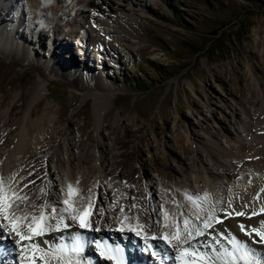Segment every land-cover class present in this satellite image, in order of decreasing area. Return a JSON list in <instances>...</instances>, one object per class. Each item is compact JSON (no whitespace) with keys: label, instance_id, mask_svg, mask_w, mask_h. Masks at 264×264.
Instances as JSON below:
<instances>
[{"label":"rangeland","instance_id":"1","mask_svg":"<svg viewBox=\"0 0 264 264\" xmlns=\"http://www.w3.org/2000/svg\"><path fill=\"white\" fill-rule=\"evenodd\" d=\"M94 2V6L87 7L83 0H54L51 5L58 8L59 14L51 17L47 6L39 0L34 5L27 0H10L9 10L20 18L22 25H15L8 18L2 21L3 27L11 25L12 35L7 40L19 54H8L0 46V100L4 99L0 113L13 103L16 111H21L20 115L12 116L15 119L26 114L30 106L37 115L46 113L49 130L70 128L76 147L72 156L79 160L91 157L88 148L91 136H104L96 139L97 153H103L96 161L100 164L104 158L110 167L105 175H99L101 181L98 172L90 175L85 195L93 198V207L102 221L105 216L109 219L115 216L121 222L132 220L134 226L140 225L148 232L149 199L158 213L176 202V187L182 179L174 168L183 163L192 169L194 161V167L198 164L200 168L214 169L206 153L197 156L193 145L203 149L216 142L217 147L226 148L244 135L246 118L254 111L264 110V0H142L148 6L146 11L138 0ZM21 9L25 11L22 16ZM65 12L71 16L69 22L65 21ZM0 14L4 12L0 10ZM103 18L119 20L135 36L116 29L114 58L103 57L95 41L108 46L114 40L98 31L97 20ZM51 27L60 30L51 32ZM73 28L85 30L88 51L85 47L68 50L70 47L66 45L75 40L70 33ZM76 41L81 46V41ZM58 46L62 48V59L57 54ZM71 52L76 55V66L64 63ZM83 62L88 64L91 76H104L103 83L108 87L106 106L100 113L93 110L95 94L101 92L95 88V81L89 80L88 86L77 81L80 76L77 66L84 69ZM53 64L67 67V75L54 73ZM25 77L38 82L40 95L20 107L21 101L17 100L26 88L20 82ZM114 138L120 142L113 144ZM104 145L111 151H105ZM39 163L52 174L48 190L60 189L52 163L46 160ZM166 175L171 176L167 183L169 195L160 186ZM255 179H264V174ZM145 184L150 189L148 193ZM39 189L45 198L46 192ZM138 196L143 197L144 204L131 214L130 208L137 205ZM119 205L123 206L120 211ZM109 207L112 214L108 213ZM72 237L70 233L62 240ZM100 239L103 240H96L91 234L85 242L101 260ZM105 240L109 243V238ZM110 241L121 246L127 243V238L112 234ZM130 241L141 239L133 233ZM163 248L158 251L161 258L150 255L148 259L144 252L140 256L154 264H172L170 259L163 258L167 252ZM1 249L12 252L4 241L0 242ZM3 257L1 254L2 261H12ZM104 263L114 264L111 260Z\"/></svg>","mask_w":264,"mask_h":264},{"label":"bare ground","instance_id":"2","mask_svg":"<svg viewBox=\"0 0 264 264\" xmlns=\"http://www.w3.org/2000/svg\"><path fill=\"white\" fill-rule=\"evenodd\" d=\"M27 1L33 4L38 0ZM39 1L43 2L47 6L46 11L49 16H58V8H55L51 5L54 0ZM83 1L87 7H91L92 5L94 6L95 4L94 0ZM10 4V0H0V10L4 12V15L0 14V46L2 45L3 48H5V51H8V54H10V52H14L18 55L19 50L13 51L11 42L7 40L8 35H12V32L10 31L11 25H9V28L2 26L4 25L2 21L6 18H8L10 22H13L15 25L16 23L18 26L22 25L20 18H18L16 14H13L12 10H9ZM138 4L143 8V10H148V6L146 3L142 2V0H138ZM66 10L68 9H65L64 11ZM19 13L21 16L24 15V9L19 10ZM12 18H14L13 20L15 21H12ZM64 18L67 22L71 20V16L67 14V12H65ZM97 21L98 23H96V25L98 31L102 34L104 33V36L107 35V37H110V39L115 38V35L117 34V28L121 31L128 32L132 38L135 37L130 31H128V27L123 25L119 20L115 19V21H112L110 19L103 18L102 21ZM108 29L112 30L108 31ZM49 30L51 32H57L60 30V28L58 29L56 27H51ZM70 33L72 36H74L75 40L71 42L68 41L70 42V45L66 46L70 47H67L68 50L70 49L69 51H71L73 47L76 50L83 49V47H85L86 51L89 50L84 29L73 28L71 29ZM77 39L81 41V46H79L77 43ZM95 41L99 43L98 50L101 51V55L103 57L114 58V48L112 47H114V43H118L117 39L111 40V44L108 46H105L98 40ZM61 51V46H58L57 54L62 59ZM20 54L21 56H24L22 53ZM69 55L70 56L67 61L63 60L65 65L67 64L70 66H76V55H74L72 52ZM93 58L95 61H99L100 59L96 56H93ZM80 61L82 62L83 60ZM83 63L84 69H81L77 66L78 71H80V76H78L79 78H77V81L84 86L88 84L89 80L95 81V88L101 92L95 94L93 99V110L95 114L100 113L106 106V92L108 91V87L103 83L102 78L104 76L102 78L91 76L90 72L87 70V67H89L88 64L85 62ZM101 64L104 67V60H101ZM51 70L54 73L60 75H67L68 73L67 67L63 68L62 66L60 67L56 64L51 66ZM104 75L108 78V74L104 73ZM20 84L22 87L27 88L26 91V88H23V93L17 100L21 101L20 107H23L27 105L26 103L34 102L36 99H38L40 95V87L38 82L32 81L30 77H25L22 79ZM3 103L4 99L0 100V108L3 106ZM20 113L21 111H16L15 103H13L8 110L0 113V178L3 179L8 193L15 191L19 196L27 197V200L20 202L18 208L15 206L14 199L9 207V215L12 219L17 220L18 230H20L23 235H30L28 226L32 225L33 227H36L38 224L42 223L45 228V235L42 237L34 236L32 241H22L21 244H16L15 242L19 239V237L16 236L15 232L12 231L9 221L4 220L3 215L0 214V227H3L4 229L3 233H0V242H6L9 246V250L11 249L12 251H0V264H20L22 259V248L23 253L26 254L23 258L31 259L32 257L30 248L32 244L38 245L43 252L50 251L53 246H70V243L73 244V237L69 240L65 239V241H62V237L76 232L81 234L80 243L83 247V251L78 254V257L81 261L83 259H86L87 261H83V264H105L104 259L111 260L105 255H101L103 260H100L98 256L96 257V254L94 255L92 247H88V245H86L85 240L86 238L90 237L91 234H93V236L97 239L109 238L110 246H114L113 242L110 241V235L115 234L116 236V234H123L124 237L127 238V243L121 245L122 249L124 250L123 257L125 264H152L148 260L150 259V256L147 260L139 257L138 252L140 253V250L138 249V245H141L143 248V244L142 241H137L134 243L130 241V236L133 233L128 231L129 227L140 231L142 235L151 236L153 234L151 225L153 221L158 219L159 234L163 236L164 233L168 232L170 234L169 239L171 240V244L165 247L162 241L157 240L153 241L154 246L157 247V251H160L161 246H163L169 253L168 255L172 256L176 253V246L178 244L176 240L172 239V235H174L176 230L174 227L175 221L178 219L182 231L183 220L185 219L184 214L186 213L187 217L190 218L193 223L202 225V221L207 218L209 211H211L213 208L215 209V215L218 218L223 219L224 223L216 224L215 221H213L214 228L205 230V235L197 238V240L201 242V251L210 253L211 248L209 245L218 246L216 240L213 239L214 236L219 240L220 244H223L225 247H230L228 236H219V233L227 230L229 234L234 235L237 239L248 243L257 251L264 253V244L257 243L260 237L257 236L255 232H252L251 235L246 234L253 228L264 231V229L261 228V223L264 222V211H261L264 209V179H255L259 175L264 174L263 109L254 111L253 114L246 118L243 131L244 135L238 137V139L228 147H217L216 142H213L212 146L205 145V148L203 149H199L196 145H193L195 154L197 156H200L202 152L206 153V155L212 161L214 169L207 167L200 168L198 164H196L194 167V161L191 162L192 169H189L183 163V165L180 163L181 165L179 167L177 166L178 168H174L175 174L182 179L179 186L176 187V202L174 205H172L173 207L170 206L168 209L164 208L162 211H160V213H158V208L154 207L152 199H149L146 213L147 221L149 222L147 225L148 232L145 230L143 231V227L140 225L134 226V223L132 224V220L127 222V219H121V222L115 216L112 219H109L108 216H105L102 221L99 219L100 215L96 213L93 207V198L89 199V197L85 195L86 189L89 186L88 183L90 175L92 176L98 172V181H101L99 175H105L107 169L110 167L109 164H106V160H104V158L100 164H97L96 161L97 158L103 157L102 151L100 155L97 153V147L99 144L96 142V139L97 137L104 139V136H99L98 134L91 136L88 147L91 148L89 154L91 157H85L82 160H79L78 158L72 156V152L76 149V147L72 142L73 139L69 127L62 128L61 130H49L47 128V124L49 122L47 114L41 113L37 115L38 112L31 106L23 116H20L16 119L12 117L18 116ZM33 115H37V117L33 118ZM51 124L54 125L55 122L51 121ZM79 141L82 143V138H80ZM119 142V139L114 138V142L112 143L118 144ZM104 146L106 149L105 151H111L109 146ZM44 160L50 161V163H52L54 167V173H57V176H59L58 186L60 189L57 188V191L56 188H53L55 190L54 192L48 190V187L52 183L50 181V176L52 174L50 170L43 169V167L39 166V161ZM44 171L46 172L45 174H43ZM170 178L171 176L166 175L164 183L160 185L161 190H163L167 195H169L171 192L167 184L170 181ZM67 185H72L73 188V193L71 196L73 207L79 209L80 212L87 211L90 214L91 211L90 228L81 230L79 228L78 221H72L69 218L68 213H63L62 210L66 206L62 204V201L64 199H69L67 194ZM39 187L43 188L44 192H46L45 198L40 195V192L38 191ZM145 188L147 193L150 192L148 185L145 184ZM110 192L111 191H109V193ZM185 193L193 195L194 197H204L205 194H207L206 200L201 199L197 201V203L203 209L199 219H197L195 215V209L193 205L185 198ZM111 198H115L116 201L118 199L116 196ZM136 201L137 205L133 208H130L131 214L137 213L140 209H142L144 204V199L142 196H138ZM53 207H57L61 210V213L65 217L64 222L71 225L68 229H64L63 224H60V230H56L59 216L52 213ZM121 208H123V206L119 205L117 210L120 211ZM42 211L45 213L48 219H45L41 222L39 221V217ZM109 211L108 213L112 214V207H109ZM239 212H243L244 215L237 216L236 213ZM165 213H168L167 220L165 219ZM253 213L256 214L254 215ZM34 216L37 218L36 224L33 222ZM130 216L131 219L134 218L132 215ZM99 220L102 222L100 223ZM241 224L245 226L244 231H242L240 228ZM49 226L51 227V231L48 230ZM121 228H123L124 231L118 230ZM95 229L99 230L97 231ZM59 237L61 240H59ZM159 244H161V246ZM104 248V246L102 248L99 245L98 251L101 253L104 251ZM3 253H7L3 258L8 257L12 261H2L1 254L3 255ZM41 255L42 253L39 252L36 254L33 264H45V261H48L49 264H59L57 259L52 257H44V259H41ZM169 261L173 264L171 259ZM112 262L114 263V261Z\"/></svg>","mask_w":264,"mask_h":264},{"label":"snow or ice","instance_id":"3","mask_svg":"<svg viewBox=\"0 0 264 264\" xmlns=\"http://www.w3.org/2000/svg\"><path fill=\"white\" fill-rule=\"evenodd\" d=\"M43 191V190H41ZM73 193L72 185H67V194L69 199H64L62 204L66 207L63 208V213H68L69 218L72 221L79 222V228L81 230L88 229L91 227L90 224V214L85 212H80L79 209L73 207V202L71 196ZM185 198L191 203L195 209V215L197 219L200 218V214L203 211L201 206L197 203L198 200L207 199V194L204 197L193 196L185 193ZM13 199L15 200V206L18 208L20 202L27 200L26 196H19L17 192L13 191L8 193V190L4 184L2 178H0V214L3 215V219L9 221V224L12 228V231L15 232L16 236L19 237L16 240V244H21L22 241H32L33 237H42L45 235V228L42 223L38 226L33 227L32 225L28 226V231L30 235H23L20 230H18L17 220H14L9 215V207ZM261 211H264L262 209ZM52 213L59 216L57 231L60 230L59 225L63 224L64 229H68L71 225L65 223V217L61 213V210L57 207H53ZM94 214V213H92ZM154 214V213H153ZM254 215L256 213H253ZM185 219L183 220V229L181 231L180 224L178 219L174 223L175 233L172 235V239L178 242L177 251L174 255L169 256L168 253L164 254V259H171L173 264H264V253L257 251L251 247L248 243H245L242 240L237 239L234 235H231L227 230L219 233V236H228L230 247H225L223 244L219 243V240L214 236L213 239L216 240L218 246L209 245L211 252H203L200 250L201 242L197 240L198 237L205 235V230L214 228L213 221L216 224H223L224 220L218 218L215 215V209L213 208L209 211L207 218L202 221V225H198L192 222L190 218L187 217L185 213ZM237 216L244 215L243 212L236 213ZM23 219V218H19ZM48 219L45 213L42 211L40 213L39 221H44ZM165 219H168V213H165ZM34 224L37 223V218L33 217ZM242 231L245 230L243 224L240 225ZM261 228L264 229V222L261 223ZM152 235H142L140 231H137L135 228L129 227L128 231L135 234L137 238H140L143 244L142 250L148 252L152 257L161 258L160 254L157 251H153L154 243L153 241L160 240L163 242L164 246L167 247L171 244L169 239V233L166 232L161 236L159 234V220L153 221L151 225ZM51 231V227L48 228ZM99 230V229H95ZM119 231H124L123 228L118 229ZM3 227H0V233H3ZM252 232H255L257 236L260 237L257 243L264 244V231L258 229H251L247 232V235H251ZM81 234L79 232L73 233V244L71 248H68L66 245L53 246L52 249L48 252H43L38 245L32 244L30 248L31 259H24L26 255L23 253L22 248V259L20 264H33V261L36 257V254L42 253L41 259L44 257H52L59 261V264H83L78 257V254L83 251V247L80 243ZM100 255H107L109 259L114 261V264H125L123 257V249L121 246L116 245L114 247L105 246L104 251ZM45 264H49L48 261H45Z\"/></svg>","mask_w":264,"mask_h":264}]
</instances>
